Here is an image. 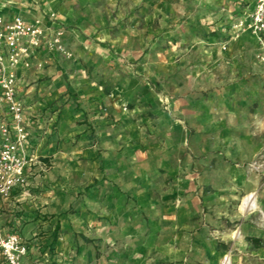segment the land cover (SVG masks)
I'll return each instance as SVG.
<instances>
[{
  "label": "rangeland",
  "instance_id": "374dc122",
  "mask_svg": "<svg viewBox=\"0 0 264 264\" xmlns=\"http://www.w3.org/2000/svg\"><path fill=\"white\" fill-rule=\"evenodd\" d=\"M248 4L62 0L71 54L33 67L26 96L42 116L40 122L31 117L32 125L49 128L55 113L50 134L59 137V121L70 111L66 141L73 148L80 136L74 123L87 124L94 135L97 121L107 120L126 137L118 147L138 149L141 162L156 165V203L142 207V244L153 226L160 228L156 246L142 255L134 249L138 236H109L107 223L92 220L85 202L92 184L76 189L69 162L52 156L51 166L37 173L34 194L42 202L24 208V220L4 219L7 228L19 223L27 236L45 227L33 236L39 248L26 262L35 254L37 263L47 264H220L225 257L232 264H264V62L253 54L252 31L235 27L246 23ZM110 141L106 145L115 144ZM248 193L260 211H241ZM189 194L199 212L179 202ZM65 215L72 217L69 226ZM189 221L201 225L198 243L175 235ZM250 237H260L261 246Z\"/></svg>",
  "mask_w": 264,
  "mask_h": 264
},
{
  "label": "crops",
  "instance_id": "0c3cea01",
  "mask_svg": "<svg viewBox=\"0 0 264 264\" xmlns=\"http://www.w3.org/2000/svg\"><path fill=\"white\" fill-rule=\"evenodd\" d=\"M61 2L62 0H0V15L5 18L21 15L27 20L39 18L43 20L44 23L51 24L55 27H62L67 36V33H69V30L72 28L69 27L70 25L65 21L64 17L66 16L67 9L65 6L60 7ZM52 13H55L54 19L51 18ZM257 50L258 45L255 40V49L253 53L255 57ZM54 59H56V57L52 58L51 63L55 61ZM58 61L61 60L58 59ZM32 69L33 67L29 69L19 68L21 84L20 95L25 105L28 130L35 142L37 153L43 159L49 158V164L52 156L59 158V162L68 161L69 163L66 167L74 172L75 177L73 184L76 189H81L87 182L92 184L89 188L88 195L86 194L85 202L90 205V216L92 220L97 222L101 221L100 225H102V227L104 223H107V229L105 231L109 236H111L113 232L114 234H118L120 238H124L127 235L138 236L142 234L145 236L147 233L146 224H144V228L140 222L143 212L142 207L156 203V165L153 163L146 165L144 162H141L139 158L140 151H138V149L130 146L118 147L117 144H125L126 137H124L123 134H117L118 131L113 128V125L107 123V120L102 119L97 121L99 126L94 135L89 134L87 124L84 126V124L78 125L74 123V134L80 136L73 148L72 145H69V142L66 141L68 136L72 134V131L69 129V123L74 121L70 116V111L67 110L64 117L59 121V137H54L50 134L51 128H53L55 123L54 118H57L55 113L49 115L50 118L47 120L50 124L49 128H43L41 124L33 126L31 117H35L36 120L40 122L42 114L39 113V108L36 104H29V100L26 96L30 89L28 87L30 86L29 83L31 80H28V78L32 74ZM33 106H36V108L32 109ZM46 113H48V111H45V114ZM72 128L73 127H71V129ZM37 133H39V135H37ZM113 139L115 144H113V142L106 145L107 141ZM72 154L74 158L71 157ZM50 166L51 164L49 167ZM38 183V175L36 174L32 181L30 193L24 194L16 192L7 200L0 199V225H2L6 231L12 229V231L19 232L27 240L30 254L34 253L36 249L39 248V246H37V239L35 238L32 240L33 236L38 233L40 234L45 227H43V229L34 228L33 231L29 233L31 235L27 236L19 223H14L12 228H7L4 219L10 221L14 219H26L25 214L27 209L23 211L24 208L31 205L32 209L35 208L33 207L34 204L37 205L38 202H42L34 194V189L37 187ZM174 195L177 194L174 193ZM179 202L183 206L191 202L194 206L193 210L199 212L197 198L195 196H190L189 194L180 197ZM171 210L175 211L173 207ZM190 210L191 209H187V212H190ZM71 220L72 217L65 215L66 226H69ZM175 220H177V217H175ZM182 226H186V228L179 233L177 232L175 234L176 236L193 237L194 244L200 242L202 235L198 231L201 227L199 223L190 221L189 223L183 222ZM158 228H160V225H155L150 229L155 232L150 234L151 238L149 240L147 239L144 241V245L140 241L139 236L136 237L138 244L134 246L135 252L142 255V253H147L149 246H156L157 240L155 236L157 235L156 230ZM172 239H174L173 236ZM176 240L177 238L171 240L168 246L172 248V246L176 244ZM41 242L43 243V241ZM61 244L63 245L64 241H61ZM167 248L168 247H165V249ZM36 256L35 254L33 255L32 262H26L25 259V264H47L44 259V261L37 263L35 261L37 260L35 259ZM2 264L4 263L2 262ZM134 264H143V260L136 259Z\"/></svg>",
  "mask_w": 264,
  "mask_h": 264
},
{
  "label": "built area",
  "instance_id": "2783aa9c",
  "mask_svg": "<svg viewBox=\"0 0 264 264\" xmlns=\"http://www.w3.org/2000/svg\"><path fill=\"white\" fill-rule=\"evenodd\" d=\"M242 1L249 3L246 23L242 20L235 27L242 29L246 24L252 31L258 45L256 57L264 62V0ZM70 54L62 27L39 18L0 15V199L30 193L34 176L49 167L28 130L19 68H43L52 58ZM28 253L27 240L0 225V264H25Z\"/></svg>",
  "mask_w": 264,
  "mask_h": 264
},
{
  "label": "bare ground",
  "instance_id": "6f19581e",
  "mask_svg": "<svg viewBox=\"0 0 264 264\" xmlns=\"http://www.w3.org/2000/svg\"><path fill=\"white\" fill-rule=\"evenodd\" d=\"M240 209L242 212H255L260 211V206L258 205L257 201L255 200L254 193H248L245 195L240 204ZM262 211L264 217V211ZM220 264H232L228 257L223 258L220 261Z\"/></svg>",
  "mask_w": 264,
  "mask_h": 264
},
{
  "label": "trees",
  "instance_id": "16d2710c",
  "mask_svg": "<svg viewBox=\"0 0 264 264\" xmlns=\"http://www.w3.org/2000/svg\"><path fill=\"white\" fill-rule=\"evenodd\" d=\"M44 162L49 163V159L48 158H44L43 159ZM59 225H57V227L55 226V228L57 229ZM58 239V234L57 232H54L53 235V241H57ZM252 244H254L255 247H260L261 246V238L260 237H250L248 239Z\"/></svg>",
  "mask_w": 264,
  "mask_h": 264
}]
</instances>
